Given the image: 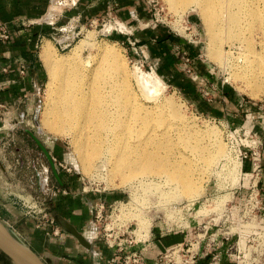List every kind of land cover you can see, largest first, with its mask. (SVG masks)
<instances>
[{"label":"rangeland","instance_id":"rangeland-1","mask_svg":"<svg viewBox=\"0 0 264 264\" xmlns=\"http://www.w3.org/2000/svg\"><path fill=\"white\" fill-rule=\"evenodd\" d=\"M174 1L145 0L152 18H142L136 12L135 19L129 23L110 16L88 22L77 18L80 34L75 40L71 39L68 48L61 49L54 39L47 42L51 43L56 57L76 56L73 66L77 71L93 70L100 46L107 42L112 44L125 61L133 92L142 101L154 100L144 96L143 92L147 91V95L158 96V101H163L162 111L168 114L170 121L176 120L172 116V107L167 104L174 103L183 109L193 124L196 122L199 129L215 132L213 135L223 142L222 155L210 168L191 172L202 186L201 194L197 199L189 200L182 192L161 193L155 186L146 190L132 187L131 183L121 181V173L112 172L111 165H107L104 159L97 160L93 163L95 168L87 171L75 151L71 136L57 134L45 126L43 118L50 103V71L43 57V48L44 81L34 99L33 110L26 113L29 124L27 120L16 124L21 117L11 112L3 114L0 123V220L25 242H28L30 224L48 235L46 228H41V222H46L43 217L46 213L53 216L50 197H54L53 191L58 186L43 148L51 152L53 167L60 168L58 153L64 160L61 161L63 165L71 168V173L78 179L81 176L79 180L88 194V202L105 203L104 219L99 224L100 236L105 224L110 222L116 230L126 229L138 238L151 239L153 235L181 232L187 235L186 248H202V254L211 251L213 256L219 255L214 262L220 260L218 248L223 239V262L228 259L236 264H264V109H259L264 107V72L257 77L250 74L251 83L233 75L237 67L251 73L249 68L252 65L260 62L264 65V6H259L262 12L259 18L243 14L240 24L226 29L219 26L220 39L212 49L199 8L193 4L174 7ZM220 3L221 0L211 1L215 13ZM71 6L72 3H66L59 7ZM156 16L160 21L154 23ZM157 24L163 25L173 37L168 35L149 45L145 32ZM229 31L235 32L236 37L227 40ZM67 36V32L59 31L58 37ZM83 40L87 42L84 49L78 55L72 54L74 47ZM222 54L223 57L225 54L224 64ZM139 70L145 77L150 75L161 79L159 94L157 87L156 90L154 87L143 90L145 86L141 87L142 83L138 82L141 73L134 75ZM256 79H259L258 85ZM240 102L248 106L245 111H242ZM174 140L176 147L183 149V141L175 133ZM257 165L259 168L254 169ZM45 168L49 169L50 189L38 187L46 177L42 175ZM125 169L131 172L129 168ZM236 170L237 177L233 173ZM91 195L94 198H90ZM34 201L39 204L36 214L28 206ZM88 206L90 208L89 203ZM88 230L89 226L84 229ZM0 264L14 263L0 251Z\"/></svg>","mask_w":264,"mask_h":264},{"label":"bare ground","instance_id":"bare-ground-1","mask_svg":"<svg viewBox=\"0 0 264 264\" xmlns=\"http://www.w3.org/2000/svg\"><path fill=\"white\" fill-rule=\"evenodd\" d=\"M74 1L76 0L70 2ZM211 1L176 0L172 3L176 5L174 7L193 4L199 8L212 49L220 39L219 26L222 25L225 29L236 26L240 24L243 14L259 18L262 14L259 6H264V0H221L215 13L216 8H212ZM58 2L59 0H53V5L45 16L48 22H54V16L61 12ZM232 37H236V34L229 31L226 34L227 40ZM50 44L47 42L43 51L50 71V103L43 120L51 131L71 136L84 168L92 171L95 168L93 163L104 159L107 165H111L112 172L117 175L121 173V181L131 183L132 187L146 190L147 187L155 186L161 193L182 192L189 200L197 199L202 186L199 180L192 177L191 172L203 167L210 168L223 153V142L213 135L215 132L199 129V126H195L196 122L193 124L183 109L174 103L167 104L172 107V116L176 120L170 121L167 119L168 114L162 111L165 106L163 101L159 102L158 96L147 95V91L143 92L144 96L154 100L142 101L133 92L125 61L112 44L107 42L100 46L96 67L91 71L75 70L73 63L77 60L76 56L56 57ZM86 44V40H83L74 47L72 54L78 55ZM249 69L251 73L237 67L233 75L251 83L250 74L259 76L264 72V65L260 62ZM140 73L139 70L134 75ZM141 74V82L137 81L142 83L141 87L145 86L143 90L157 87L155 90L159 94L161 79L156 76L160 80L158 81L155 76L145 77ZM255 84H259V79H256ZM174 133L182 139L183 149L176 147ZM198 157L203 161L200 162ZM234 166L237 169L238 164ZM125 168H129L131 172L128 173ZM233 173L236 177L239 175L237 170ZM42 182L45 184L46 177L42 178Z\"/></svg>","mask_w":264,"mask_h":264},{"label":"crops","instance_id":"crops-1","mask_svg":"<svg viewBox=\"0 0 264 264\" xmlns=\"http://www.w3.org/2000/svg\"><path fill=\"white\" fill-rule=\"evenodd\" d=\"M145 3V0H78L70 8H61V12L54 16V22H48L45 16L53 5L52 0H0V20L10 32L9 39L0 38V123L6 112L25 116L27 120L26 113L33 110L34 99L44 81L42 49L48 40L52 41L54 36L59 35L60 27L68 20L78 18L88 22L110 16L129 23L135 19L133 14L136 12L142 18H152ZM151 29L144 36L149 45L168 35L173 37L163 25L157 24ZM240 105L242 111L248 107L241 102ZM27 122L29 124L28 120ZM42 150L60 190L58 195L50 197V208L61 233L59 236H49L30 224L27 243L47 264H114L115 255L104 240L96 239L91 242L87 236L91 243L89 248L70 230L74 227L85 235L84 229L88 227L92 217L88 194L83 190L80 180L68 168L53 167L51 152ZM57 155L60 162L64 161L58 153ZM38 187H44L42 181L38 183ZM90 198L94 196L91 195ZM186 241L187 235L181 232L153 235L151 247L146 252L148 264H153L159 254ZM219 246V262H214L210 251L205 257L199 258L196 264H236L228 259L223 262V239Z\"/></svg>","mask_w":264,"mask_h":264},{"label":"built area","instance_id":"built-area-1","mask_svg":"<svg viewBox=\"0 0 264 264\" xmlns=\"http://www.w3.org/2000/svg\"><path fill=\"white\" fill-rule=\"evenodd\" d=\"M62 1V2H61ZM59 0V6H63L68 2V0ZM70 1V0H69ZM72 1V0H71ZM61 2V3H60ZM78 2V0L74 1L72 3L75 5ZM53 3V0H52ZM135 17V15L133 14ZM156 21H160L159 18L156 16V20L154 19L153 22L156 23ZM80 24L78 23L77 19H72L71 23L67 26H62L60 28V31L62 33H68V36L65 38H60L58 36H54V41L61 46V49L68 48L69 45H71V39L75 40L77 36L80 34V30L78 29ZM190 27H187L186 29H189ZM0 38L3 40H7L10 38V32L7 27V25L0 20ZM24 71V70H23ZM40 92V91H39ZM25 121V116H21V119L16 122L22 123ZM56 160V159H55ZM60 167H64L63 163L59 162ZM66 167V166H65ZM259 168L257 165L254 169ZM69 171H71V168H68ZM78 175H80L77 172ZM46 176V182L43 185L45 189H50L49 184V169L45 168L44 173L42 174ZM81 180V176L79 178ZM60 192L59 189L53 191L54 196L58 195ZM90 205V210L93 214V219L89 222V230L85 231V236H91L89 240L92 242L96 239L104 240L107 246L112 249L115 259L114 264H148V260L146 257V252L151 247V239L145 238V236L138 238L136 234H131L130 231H127L126 229H120L117 230L112 227V223H106L105 227L103 229V233L100 236L99 231V224L104 219V210H105V203L101 202H88ZM44 204V203H41ZM32 211L36 214L37 207L39 204L34 201L32 205H28ZM33 213V215H34ZM34 218H38L37 216H33ZM44 218H46V222H41V228L44 226L46 228V232L48 235H51L53 237L59 236L61 233L60 227L56 224V220L54 216H50L48 213L43 215ZM106 220V219H105ZM104 220V221H105ZM40 227V225H38ZM122 228L125 227L124 225L121 226ZM185 243H180L176 247L172 248L171 250H168L164 253H161L157 256L153 264H196L197 260L201 256H205L206 254H202L201 250L202 248L192 249L190 247L186 248ZM216 258L219 259V255H214L213 259Z\"/></svg>","mask_w":264,"mask_h":264},{"label":"water","instance_id":"water-1","mask_svg":"<svg viewBox=\"0 0 264 264\" xmlns=\"http://www.w3.org/2000/svg\"><path fill=\"white\" fill-rule=\"evenodd\" d=\"M70 230L82 244L90 248L91 243L83 233L74 227ZM0 251L9 257L14 264H47L37 251L25 242L15 230L6 227L1 220Z\"/></svg>","mask_w":264,"mask_h":264}]
</instances>
